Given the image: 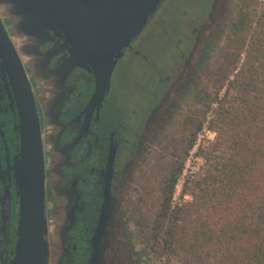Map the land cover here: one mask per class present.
Listing matches in <instances>:
<instances>
[{"label": "flooded vegetation", "instance_id": "flooded-vegetation-1", "mask_svg": "<svg viewBox=\"0 0 264 264\" xmlns=\"http://www.w3.org/2000/svg\"><path fill=\"white\" fill-rule=\"evenodd\" d=\"M212 3L165 0L123 51L106 97L93 107V75L80 67L58 72L69 54L54 32L42 43L20 48L47 77L48 131L59 134L45 153L47 193L55 188L62 197L59 264H131L134 251L124 216L134 166L195 78L191 56L211 25ZM19 152L16 97L0 58V264H11L16 251Z\"/></svg>", "mask_w": 264, "mask_h": 264}, {"label": "trees", "instance_id": "trees-1", "mask_svg": "<svg viewBox=\"0 0 264 264\" xmlns=\"http://www.w3.org/2000/svg\"><path fill=\"white\" fill-rule=\"evenodd\" d=\"M213 35L199 40L191 62L195 75ZM208 79L210 88L194 94L195 109L183 122L191 129L189 147L200 117L226 82L234 95L228 99V90L216 113L217 140L207 152L203 176L193 182V200L169 213L173 173L159 206L149 199L155 189L145 190L136 223L155 255L180 264H264V6L259 0H239Z\"/></svg>", "mask_w": 264, "mask_h": 264}, {"label": "water", "instance_id": "water-1", "mask_svg": "<svg viewBox=\"0 0 264 264\" xmlns=\"http://www.w3.org/2000/svg\"><path fill=\"white\" fill-rule=\"evenodd\" d=\"M164 1L1 0V3L21 18L19 32L33 37L36 44L48 40L50 32L64 41L69 57L58 72L68 74L80 67L91 73L95 90L89 107H93L100 105L106 97L112 73L123 51L141 35ZM226 2L213 0L212 24L203 31L205 36L214 31L212 27L225 13ZM200 36L195 50L202 39ZM19 43L20 48L27 46L24 40ZM21 54L27 55L19 53L0 15V58L14 89L20 134L15 168L19 220L11 264H59L63 233L58 227L62 205L58 206L62 197L55 188L47 193L45 183L46 144L51 143L43 137L50 126L46 99L48 82L44 71L36 68L43 83L37 91L33 90Z\"/></svg>", "mask_w": 264, "mask_h": 264}, {"label": "rangeland", "instance_id": "rangeland-1", "mask_svg": "<svg viewBox=\"0 0 264 264\" xmlns=\"http://www.w3.org/2000/svg\"><path fill=\"white\" fill-rule=\"evenodd\" d=\"M259 2L260 7L263 8L264 0H259ZM238 5L239 0H227L225 13L216 22L217 27L214 30L212 40L209 42V49L199 64L198 72L188 92L178 103L173 117L163 126L156 138L150 141V144L134 166L133 175L127 189L124 216L127 224L129 222V238L131 249L134 251L131 264H180L177 258L157 256L149 248L136 223L139 214L144 210V205L140 203V199L148 186H151L155 191L149 199L159 206L164 200L163 191L168 186L170 176L173 173H177L174 189L168 202L169 213L192 202L193 197L190 192L193 182L203 176L207 168V152L217 140V133L214 127L216 113L221 103L223 104L225 101L226 93L229 90V81L234 79L239 69L225 83V86L218 92V95L203 113V116L200 117L201 127L191 147H189L191 129L184 128L183 122L195 109L194 94L204 87L210 88L208 73L218 60L229 24L235 16ZM7 9V5L1 3L0 0L1 18L15 47L21 53V44L19 43L21 40H24L26 45L35 44L36 41L33 40V37L19 32L21 18L16 16L13 10L8 11ZM146 39L147 37H145ZM21 58L32 88L37 91V89L41 88V83L43 82H41L42 80L36 72V62L29 57L24 58L22 54ZM144 70V75H148L150 70H147V68H144ZM119 76L120 74H116V80L114 79V85L116 86L120 84ZM228 93V99L234 95L233 90H229ZM49 131H47L45 136L43 134V137L48 142L52 139L56 142L59 137L58 132L49 133ZM53 159L56 161V157ZM59 204L62 205V201Z\"/></svg>", "mask_w": 264, "mask_h": 264}]
</instances>
